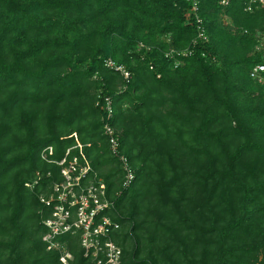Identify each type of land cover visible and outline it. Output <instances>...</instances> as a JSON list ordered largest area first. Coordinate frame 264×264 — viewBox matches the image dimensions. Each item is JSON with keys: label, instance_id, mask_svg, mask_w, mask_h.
<instances>
[{"label": "trees", "instance_id": "obj_1", "mask_svg": "<svg viewBox=\"0 0 264 264\" xmlns=\"http://www.w3.org/2000/svg\"><path fill=\"white\" fill-rule=\"evenodd\" d=\"M220 1L199 0L194 44L190 0H0V264H63L40 199L80 152L114 205L119 264H264V12ZM55 242L94 264L78 234Z\"/></svg>", "mask_w": 264, "mask_h": 264}, {"label": "built area", "instance_id": "obj_2", "mask_svg": "<svg viewBox=\"0 0 264 264\" xmlns=\"http://www.w3.org/2000/svg\"><path fill=\"white\" fill-rule=\"evenodd\" d=\"M190 1L192 2V7L187 15V20L189 21L192 18L195 21L197 38L194 44L201 41L206 42L208 41L207 35L203 28L202 19L198 16L199 0ZM220 3L222 6H227L229 0H221ZM256 9L264 12V0H246L245 11L252 13ZM192 53L190 50L171 51L167 56L186 57ZM254 54H257L260 60L253 65L250 77L264 86V31L257 33ZM106 64L111 69L122 73L128 82L130 75L124 67L116 66L111 60H108ZM178 64L179 62H176V65ZM105 104V110L108 113V117H110L112 109L108 98H106ZM104 133L109 138L111 149L120 160L125 173L124 186H130L134 180L133 169L127 158L119 154L120 145L118 138L115 136L114 129L108 123L104 126ZM76 142L77 147L81 149L80 143ZM68 154L69 150L66 156ZM48 155H52V148L48 149ZM80 155L83 160L82 165L79 164L77 157H74L69 163L66 158L57 163L62 167L61 176L64 179L54 185L49 196L41 197L40 199L41 203L47 207L54 205V209L42 221V224L47 229L44 236V241L48 244L47 250H60L63 253L61 262L67 264L72 259V256L67 252L64 245L55 242V240L62 235L78 234L85 258L91 260L94 264H119L121 250L110 239V234L119 229V224L107 215L108 212L113 211L114 205L108 200L102 181L96 184L94 180L88 179L92 169L81 152ZM43 158L46 159L45 154H43ZM67 163L68 165H66ZM72 172H78V174L73 176Z\"/></svg>", "mask_w": 264, "mask_h": 264}]
</instances>
